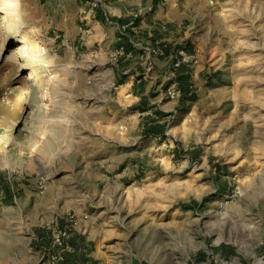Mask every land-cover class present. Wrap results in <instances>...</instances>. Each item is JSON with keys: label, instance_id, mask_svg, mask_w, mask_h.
I'll return each instance as SVG.
<instances>
[{"label": "rangeland", "instance_id": "374dc122", "mask_svg": "<svg viewBox=\"0 0 264 264\" xmlns=\"http://www.w3.org/2000/svg\"><path fill=\"white\" fill-rule=\"evenodd\" d=\"M44 1L0 0V234L16 264H60L75 231L85 264H264V0H190L137 43L139 81L101 28L65 41Z\"/></svg>", "mask_w": 264, "mask_h": 264}, {"label": "crops", "instance_id": "0c3cea01", "mask_svg": "<svg viewBox=\"0 0 264 264\" xmlns=\"http://www.w3.org/2000/svg\"><path fill=\"white\" fill-rule=\"evenodd\" d=\"M42 4L49 25L61 30L65 41L69 40L75 44L79 35L86 36L85 31L88 29H85V26L93 24L94 27L102 30L95 33L96 36L93 38L95 41L105 39V43L111 48L125 44L128 53L121 60L126 64V68L122 70L123 77L126 78L125 80L134 77L139 81L142 79V74L131 70L134 63L138 67L139 63L145 62L143 50L137 46V43L158 41L156 36L160 31L185 20L188 15L187 8H191L192 2L190 0H106L105 3L93 7L90 0H45ZM196 7L194 8L197 9V13L203 10ZM92 29L91 27L89 30ZM164 35L162 40L168 44L172 37L170 38L168 33ZM88 40H91L89 36ZM159 61L163 63L162 65L166 63L161 59ZM124 79L122 78V82L119 80V83H124ZM15 239L13 234L12 236L0 234V264L17 263ZM31 249L30 245L29 253H33ZM1 255L4 258L2 261Z\"/></svg>", "mask_w": 264, "mask_h": 264}, {"label": "trees", "instance_id": "16d2710c", "mask_svg": "<svg viewBox=\"0 0 264 264\" xmlns=\"http://www.w3.org/2000/svg\"><path fill=\"white\" fill-rule=\"evenodd\" d=\"M123 46H125L126 48V53H128V49L127 46L125 44H122ZM187 62L181 61L180 64L178 65V76L176 77V81L178 82L179 85V89L183 92V95H187L188 92L191 89V74L190 71L187 70ZM120 82H122V80H120ZM154 127H162L160 132L164 131V125L160 124L158 126H154ZM156 132V131H155ZM62 224V223H61ZM40 232L38 234V242H42L43 240L41 239H46V238H50L47 237V231L44 230V228H39ZM78 232H74L73 236L70 237L67 241L64 237V241H66L67 243H69L72 248L70 250H64L63 252V256L60 260V264H85L84 262L88 259V258H84L83 257H77L78 255V251L79 249H81V245H80V241L78 240ZM62 237V236H61ZM84 240V238H82ZM85 256V253L83 254ZM82 259V260H81ZM84 260V262H83ZM94 261L97 263L98 260L94 259Z\"/></svg>", "mask_w": 264, "mask_h": 264}, {"label": "built area", "instance_id": "2783aa9c", "mask_svg": "<svg viewBox=\"0 0 264 264\" xmlns=\"http://www.w3.org/2000/svg\"><path fill=\"white\" fill-rule=\"evenodd\" d=\"M90 1L92 3L93 7L98 6V5L103 4V3L106 2V0H90ZM119 52L125 54L126 53L125 46L121 45L120 48H119Z\"/></svg>", "mask_w": 264, "mask_h": 264}]
</instances>
